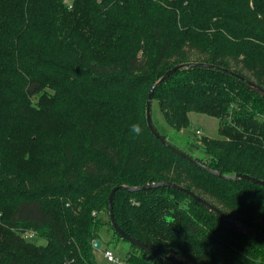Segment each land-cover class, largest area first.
I'll use <instances>...</instances> for the list:
<instances>
[{"label":"trees","instance_id":"16d2710c","mask_svg":"<svg viewBox=\"0 0 264 264\" xmlns=\"http://www.w3.org/2000/svg\"><path fill=\"white\" fill-rule=\"evenodd\" d=\"M186 62L211 67L175 71L151 103L176 130L190 112L218 120L195 157L218 175L146 126L150 86ZM236 75L264 87V0H0V264H110L92 242L103 226L122 239L113 186L172 181L264 231V186L224 178L264 180V97ZM112 203L125 233L186 264H264V238L181 191L118 189ZM129 246L122 264H168Z\"/></svg>","mask_w":264,"mask_h":264},{"label":"water","instance_id":"95a60500","mask_svg":"<svg viewBox=\"0 0 264 264\" xmlns=\"http://www.w3.org/2000/svg\"><path fill=\"white\" fill-rule=\"evenodd\" d=\"M198 65H205V66H210L211 65H206L204 63H193V62H186L183 64H177L172 66L171 68H169L159 79H157L153 85L150 86L148 92H147V99H146V103H145V121H146V126L148 127L151 135L153 136L154 139H157L165 148L171 150L174 154L178 155L179 157H182L183 159H187L190 163H192L194 166L198 167V168H202L205 171H208L214 175H218L219 173L217 171H213L211 169H209L208 167H206L203 164H200L195 158L189 156L187 153H183L182 151L178 150L177 148H175L171 143L167 142L163 136L160 134V132L156 129V127H153L152 125V121H151V112H150V106H151V101H152V94L154 92V89L163 83V81L165 79L168 78V76L172 73H174L177 70L182 69L183 67H187V66H198ZM227 71V70H224ZM229 71V70H228ZM238 79L242 80L243 82H245L247 84V86L256 94H260L262 97H264V87L257 85L254 81L246 78V77H241L239 75H236ZM224 177V176H223ZM227 180H231V179H241L244 181H250L253 184L256 185H262L264 186V180H259L253 176H250L248 174H235L231 177H224ZM156 187H165V188H173L177 191H181L183 193H185L186 195H188L189 197L192 198L193 201H195L197 204H199L201 207L203 206L207 211L212 212L213 214H215L216 216L218 215L220 218L228 220L233 226H236L238 230L242 231V232H251L254 233L256 235H258L259 237H261L262 239L264 238V231L258 230L256 228L253 227H247L244 225H236L234 218L230 217L229 215L225 214L219 207H216L213 203H211L210 201H207L205 198H201L200 196H198L194 191L188 189L187 187L185 188L182 185H179L177 183L174 182H170V181H166V180H161L159 182L153 183V184H146V185H142L141 187H130V186H113L108 198H107V204H108V218L110 219V223L112 226V229L118 233V235L125 240L127 243L135 246L136 248H139L141 251H145L148 254L156 257L157 259H160L163 262H167L168 264H186L185 262H183L181 259L177 258V257H171L169 255L163 254L157 250H155L153 247H150L148 245H146L145 243L140 242L138 239L134 238L133 236H131L130 234L125 233L119 226L118 223L116 221V219L114 218L113 215V203H112V199L114 196V193L116 190L121 189V190H128V191H138L141 189H150V188H156ZM100 246V241H93L92 242V247L95 250H98Z\"/></svg>","mask_w":264,"mask_h":264},{"label":"rangeland","instance_id":"374dc122","mask_svg":"<svg viewBox=\"0 0 264 264\" xmlns=\"http://www.w3.org/2000/svg\"><path fill=\"white\" fill-rule=\"evenodd\" d=\"M200 56V55H199ZM199 56L193 55L191 59H198ZM244 72V71H243ZM245 73V72H244ZM151 121L153 127H156L161 134L165 136L167 142L171 143L175 148L187 153L189 156L195 158L203 157L202 148H201V136H206L211 139L218 137V120L203 114H196L194 112L189 113V124L185 129L176 130L173 127L169 126L163 117V112L159 109L158 103L156 100L151 103ZM196 131L199 133L197 134ZM102 216L105 218V212H101ZM101 229V228H100ZM105 226L102 227L101 234L103 241L102 245L100 244L98 250L95 253V259L97 263H105L103 257V252L105 250L110 251L114 254L118 260L123 263V258L126 253L130 250L129 243L122 239H116L111 237V234H105ZM108 232V230H107ZM108 238V242L106 236ZM29 241L34 244H45V240L41 237L32 238ZM107 242V243H106Z\"/></svg>","mask_w":264,"mask_h":264},{"label":"built area","instance_id":"2783aa9c","mask_svg":"<svg viewBox=\"0 0 264 264\" xmlns=\"http://www.w3.org/2000/svg\"><path fill=\"white\" fill-rule=\"evenodd\" d=\"M196 133L198 134L199 132L196 131ZM24 236L28 239H32L35 237V234L32 231H28L24 234ZM103 257H104L105 261L110 263V264H122L119 262L118 258L108 250H105L103 252Z\"/></svg>","mask_w":264,"mask_h":264},{"label":"clouds","instance_id":"9594fccd","mask_svg":"<svg viewBox=\"0 0 264 264\" xmlns=\"http://www.w3.org/2000/svg\"><path fill=\"white\" fill-rule=\"evenodd\" d=\"M133 128H134V129H136V126H135V125H133ZM136 130H138V129H136Z\"/></svg>","mask_w":264,"mask_h":264},{"label":"bare ground","instance_id":"6f19581e","mask_svg":"<svg viewBox=\"0 0 264 264\" xmlns=\"http://www.w3.org/2000/svg\"><path fill=\"white\" fill-rule=\"evenodd\" d=\"M120 262V261H119ZM121 263V262H120Z\"/></svg>","mask_w":264,"mask_h":264},{"label":"crops","instance_id":"0c3cea01","mask_svg":"<svg viewBox=\"0 0 264 264\" xmlns=\"http://www.w3.org/2000/svg\"><path fill=\"white\" fill-rule=\"evenodd\" d=\"M95 253H96V251H95Z\"/></svg>","mask_w":264,"mask_h":264}]
</instances>
